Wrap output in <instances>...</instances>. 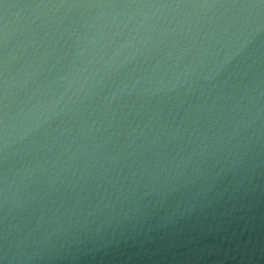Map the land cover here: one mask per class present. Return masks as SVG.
Listing matches in <instances>:
<instances>
[{
	"label": "water",
	"instance_id": "obj_1",
	"mask_svg": "<svg viewBox=\"0 0 264 264\" xmlns=\"http://www.w3.org/2000/svg\"><path fill=\"white\" fill-rule=\"evenodd\" d=\"M0 264H264L262 0L0 5Z\"/></svg>",
	"mask_w": 264,
	"mask_h": 264
},
{
	"label": "snow or ice",
	"instance_id": "obj_2",
	"mask_svg": "<svg viewBox=\"0 0 264 264\" xmlns=\"http://www.w3.org/2000/svg\"><path fill=\"white\" fill-rule=\"evenodd\" d=\"M5 3V0H0V5H3ZM262 3H264V0H262Z\"/></svg>",
	"mask_w": 264,
	"mask_h": 264
}]
</instances>
